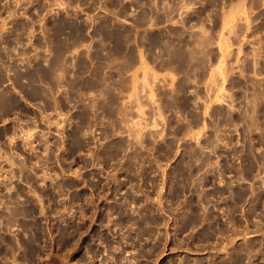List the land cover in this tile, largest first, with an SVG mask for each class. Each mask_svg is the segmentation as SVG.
Returning a JSON list of instances; mask_svg holds the SVG:
<instances>
[{
	"label": "rangeland",
	"instance_id": "374dc122",
	"mask_svg": "<svg viewBox=\"0 0 264 264\" xmlns=\"http://www.w3.org/2000/svg\"><path fill=\"white\" fill-rule=\"evenodd\" d=\"M221 1L0 0V264H264V0Z\"/></svg>",
	"mask_w": 264,
	"mask_h": 264
},
{
	"label": "flooded vegetation",
	"instance_id": "af4514ba",
	"mask_svg": "<svg viewBox=\"0 0 264 264\" xmlns=\"http://www.w3.org/2000/svg\"><path fill=\"white\" fill-rule=\"evenodd\" d=\"M227 1H228V0H222L221 3H227ZM262 24H264V21L262 22ZM254 30H256V28H255ZM258 44H259V41H258ZM255 47H256V46H255ZM256 49H257V48H256ZM253 52H254V50H253ZM254 68H255L256 70H259V71H260L261 69H263V71H264V66H257V67H254ZM261 71H262V70H261ZM16 105H17V104H16ZM16 105H15V106H14V105H13V106L10 105L11 107L9 106V108L6 110V112L8 113V112H13V111H15V110H19V107L16 106ZM10 128H11L12 131H14V129L16 128V126H15V127H14V126H11Z\"/></svg>",
	"mask_w": 264,
	"mask_h": 264
},
{
	"label": "bare ground",
	"instance_id": "6f19581e",
	"mask_svg": "<svg viewBox=\"0 0 264 264\" xmlns=\"http://www.w3.org/2000/svg\"><path fill=\"white\" fill-rule=\"evenodd\" d=\"M207 39H208V38H207ZM175 56H176V55H175ZM177 56H178V55H177ZM180 56H181V59H182L183 55L180 54ZM184 58L186 59V57H184ZM177 59H178V57H177ZM187 59H188V57H187ZM187 59H186V60H187ZM179 60H180V59H179ZM179 60H178V61H179ZM186 60H184V61L186 62ZM184 61H183V62H184ZM188 61H189V60H187V62H188ZM180 64L182 65L183 63L181 62ZM183 65H184V64H183ZM184 66H185V65H184ZM181 68H182V67H181ZM236 261L238 262V260H236ZM241 262H242V261H241ZM241 262H240V263H237V264H242Z\"/></svg>",
	"mask_w": 264,
	"mask_h": 264
}]
</instances>
